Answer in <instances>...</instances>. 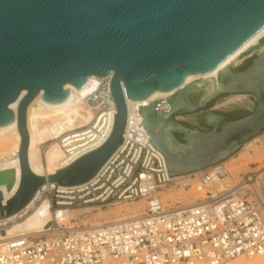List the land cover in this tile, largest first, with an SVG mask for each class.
I'll return each mask as SVG.
<instances>
[{"label": "water", "instance_id": "1", "mask_svg": "<svg viewBox=\"0 0 264 264\" xmlns=\"http://www.w3.org/2000/svg\"><path fill=\"white\" fill-rule=\"evenodd\" d=\"M263 27L264 0H0V126L15 120L10 104L26 90L17 113L21 176L13 167L0 170V186L13 190L18 180L6 201L0 189V218L25 209L46 183L73 187L94 179L123 143L125 95L169 94L139 105L170 176L222 161L264 128V51L235 71L230 67L264 46V32L252 46ZM223 60L218 79L211 77ZM110 70L117 113L108 138L54 173L34 172L28 154L30 102L43 91L38 104L63 107L86 90L91 75ZM241 93L253 94L256 105L251 112H228L240 118L220 124L222 112H208L213 127L207 131L178 122L179 115Z\"/></svg>", "mask_w": 264, "mask_h": 264}, {"label": "built area", "instance_id": "2", "mask_svg": "<svg viewBox=\"0 0 264 264\" xmlns=\"http://www.w3.org/2000/svg\"><path fill=\"white\" fill-rule=\"evenodd\" d=\"M96 77L83 99L90 119L71 129L55 121L58 136L43 143L44 151L53 140L59 143L68 159L60 165L97 147L111 133L117 113L111 90L114 70ZM125 100L123 143L97 176L79 186L40 187L34 205L47 200L50 213L42 230L8 234L11 225L34 209L29 205L0 218V264H250L263 255L264 165L234 172L228 162H217L198 170L191 196L166 200L163 191L185 174L170 176L165 155L146 133L139 102L149 101L126 95ZM142 200L146 204L140 215L84 229L67 225L76 220L70 217L74 211Z\"/></svg>", "mask_w": 264, "mask_h": 264}, {"label": "bare ground", "instance_id": "3", "mask_svg": "<svg viewBox=\"0 0 264 264\" xmlns=\"http://www.w3.org/2000/svg\"><path fill=\"white\" fill-rule=\"evenodd\" d=\"M263 32H264V27L255 34L256 36L253 35L245 43L250 42L251 39L255 36L252 41V46L258 44V39ZM262 48H264V46ZM224 60L220 64H222ZM234 60H237V59H234ZM219 66L220 65H218L211 71V77H215L218 79V77L215 76V74ZM96 78L97 77L95 75H91L89 79H91L92 82L86 88V90L79 97L73 100L71 103L63 107L48 108V107L38 104L39 100L42 98L43 91H41L28 105L27 107V126H28V130L30 134L28 154H29V163L34 172L38 174H49V173H54L57 169L61 167H64V165H60V160L61 161L63 160L62 163H64L68 159L64 158L65 157L64 151L62 150L59 143L56 140H53V142H51L48 145L46 151L43 150V143L48 139H54L58 136V129L56 128L54 124L55 121L60 120L61 122L65 123L66 125L65 128L71 129V128H74V126L81 125L85 121L90 119L91 112L84 107L83 99H84V96L87 93H89V91H91L93 87L95 86L96 80H97ZM25 93H26V90H23L20 96L18 97V99L10 104V107L15 112V120L11 123L0 126V152L2 153V156L0 157V169L13 167L14 169L17 170L18 179L21 176L19 150H20L22 137L19 131L17 113H18L19 102ZM168 95L169 94L167 93H160V94H156L151 97H147L146 99L148 101H152L154 99L163 98ZM45 122H48V123L45 124ZM34 124H35V127H34ZM36 124H37V127H36ZM12 143L14 144V146L11 149L10 145H12ZM100 144L101 142L98 143L97 145H100ZM8 147H10L9 148L10 152L9 151L7 152V150H9ZM236 158H239V156ZM229 161L230 159L224 162L229 163ZM69 163L70 161L67 162L66 164L68 165ZM199 172L200 171L198 172L195 171L194 173H188V176L189 177H191L192 175L197 176ZM186 175L179 176L177 179L181 177H185ZM191 179L193 180L194 178H191ZM17 185H18V180L13 190H8L5 185L0 186V189L3 191V194H4V199H5L4 201H6L8 198H10L14 194L17 188ZM192 187L193 186L191 185L190 191L191 189H193ZM165 191L166 190H164L162 193L163 197L166 196L164 194ZM191 192L193 194L194 191H191ZM38 197L39 195H37V197L35 198H38ZM34 200L28 206L29 208H34V209L37 208L36 212H34V215L27 216L24 220L17 221L13 225H11L8 229L9 235H14L15 233H23L25 231H40L42 230V227L47 223L48 219L50 218V213L48 212L49 202L47 200H44L40 204V207H39V206L34 205ZM263 201H264V197H263ZM172 202L174 203L175 201H172ZM121 205H126V203H123ZM74 212L71 213L70 217H76L75 216L76 214ZM141 213H143V210L139 212L138 214L128 215L123 218L140 215ZM26 214L27 213H24V215H22L21 218H23ZM17 217H20V215H18ZM17 217H13L12 219L17 218ZM70 223H71L69 225L70 228L77 227L78 229H84L85 227L89 226V225H84V227H82L81 225H75L74 222L72 221H70ZM96 224L97 223L95 222V223L90 224V226L96 225ZM263 256L264 254L261 255V257Z\"/></svg>", "mask_w": 264, "mask_h": 264}, {"label": "rangeland", "instance_id": "4", "mask_svg": "<svg viewBox=\"0 0 264 264\" xmlns=\"http://www.w3.org/2000/svg\"><path fill=\"white\" fill-rule=\"evenodd\" d=\"M264 51V48H260L257 52L250 54L247 57H240L237 60H232L230 67L232 70L235 71L236 67H240L244 64L245 60L252 57L256 54V56ZM239 61V62H238ZM218 67L219 69H222L223 67L221 64ZM215 76L218 77V73L216 71ZM212 104H215V109H208L204 112L198 113V114H188V115H179L177 117L178 122H185L186 124L190 126H194L200 130H210L211 126L205 125L200 123L198 120V115L203 113H208L212 111H219L224 113H228L232 110L237 109H246L249 112L253 111L256 105V98L251 93H241V94H233V95H225L218 99H216ZM195 112V111H193ZM192 112V113H193ZM48 122H45V124ZM35 127V124H34ZM37 127V124H36ZM14 146L10 145L11 149ZM8 147V149L10 148ZM10 152V149L7 150V152ZM2 156V153L0 152V157ZM239 158H236L238 157ZM229 165L231 166V169L234 172H239L243 169L245 170H252L257 169L264 165V128L254 134L253 136L248 137L242 142V145L232 152L230 155H228L226 158H224L222 161L229 160ZM198 172V171H196ZM193 173V172H192ZM186 175V174H185ZM198 176V175H197ZM196 175H192L191 177L188 176V173L185 177H181L177 179V182L172 184L171 186L167 187L165 190V199H169L171 201L179 200L183 197L188 198L192 195L193 189H191V185L193 186L196 178ZM191 178H194L193 180ZM146 201H133L130 203H126V205L116 204V205H109L106 207H100V208H85L84 210H78L74 213L76 214V220H71L74 222L75 225H81L84 227V225H89L92 223H98L100 221H110V220H118L123 217H126L128 215H134L138 214L143 210L145 207ZM40 207V205H39ZM37 209V208H36ZM36 209L30 211L27 215L24 216V218L20 219L19 221L24 220L27 216H33L34 212H36ZM73 213V212H72ZM71 223H68L67 225H70ZM250 264H264V256L256 258L253 262Z\"/></svg>", "mask_w": 264, "mask_h": 264}, {"label": "flooded vegetation", "instance_id": "5", "mask_svg": "<svg viewBox=\"0 0 264 264\" xmlns=\"http://www.w3.org/2000/svg\"><path fill=\"white\" fill-rule=\"evenodd\" d=\"M243 69H244V68H243ZM227 95H233V94H227ZM191 99H192V100H195V96L192 95V96H191ZM213 100H214V99H212L207 105H209ZM214 105H215V104H211L210 106H206V107L203 108V109L196 110V111L193 112V113H192V112H188V113H185V114H182V115L198 114V113L204 112V111H206V110H208V109H215ZM207 115H208V113L199 114V115H198V118H199V120H200L201 122L206 123L208 126H211V128H212L213 126L207 122V121H208V117H207ZM218 116H219V118H220V124H222V123H224V122H226V121H228V120L233 119V118L236 117V115L234 114V112H231V113H229V114H226V113L223 114V113H222V114H220V115H218ZM176 136H177L179 139H182V135L176 133ZM239 138H240V136H239Z\"/></svg>", "mask_w": 264, "mask_h": 264}, {"label": "trees", "instance_id": "6", "mask_svg": "<svg viewBox=\"0 0 264 264\" xmlns=\"http://www.w3.org/2000/svg\"><path fill=\"white\" fill-rule=\"evenodd\" d=\"M229 114V113H228ZM249 114V113H248ZM240 117H242V116H240ZM240 117H238V116H236L235 118H233V119H237V118H240ZM230 120H232V119H230ZM229 121V120H228Z\"/></svg>", "mask_w": 264, "mask_h": 264}]
</instances>
